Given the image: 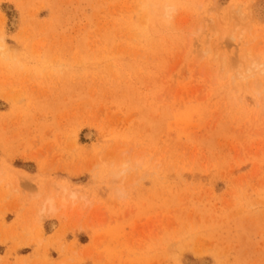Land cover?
<instances>
[{
    "label": "rangeland",
    "instance_id": "obj_1",
    "mask_svg": "<svg viewBox=\"0 0 264 264\" xmlns=\"http://www.w3.org/2000/svg\"><path fill=\"white\" fill-rule=\"evenodd\" d=\"M0 264H264V0H0Z\"/></svg>",
    "mask_w": 264,
    "mask_h": 264
},
{
    "label": "bare ground",
    "instance_id": "obj_2",
    "mask_svg": "<svg viewBox=\"0 0 264 264\" xmlns=\"http://www.w3.org/2000/svg\"><path fill=\"white\" fill-rule=\"evenodd\" d=\"M14 22H15V17H14V15H11V23L14 24ZM90 135H91L90 132H86L84 136L89 137Z\"/></svg>",
    "mask_w": 264,
    "mask_h": 264
}]
</instances>
